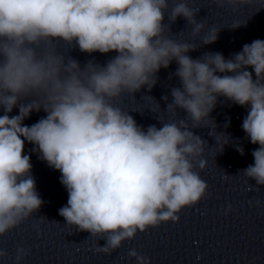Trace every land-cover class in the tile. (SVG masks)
<instances>
[{
    "label": "clouds",
    "instance_id": "1",
    "mask_svg": "<svg viewBox=\"0 0 264 264\" xmlns=\"http://www.w3.org/2000/svg\"><path fill=\"white\" fill-rule=\"evenodd\" d=\"M225 2L236 6L243 0ZM168 8V0H0V236L43 204L25 141L61 173L68 200L59 215L77 231L104 239L99 252L111 253L138 231L177 221L182 209L205 197L208 185L190 159L202 154L204 141L187 121L145 129L114 103L125 93L151 91L157 73L172 61L181 87L171 90L167 111L184 110L191 127L209 120L221 96L250 106L242 129L259 147L243 174L264 185V40L243 45L231 59L222 53L193 59L188 53L195 47L165 35ZM196 14L188 0H178L168 20L183 17L199 35L204 24ZM218 32L211 29L203 43L215 42ZM53 39L75 42L82 52L117 55L103 66L90 61L81 69L54 51L37 52ZM17 107L18 114L9 115ZM41 110L46 115L36 123H23ZM236 150L244 154L243 147ZM25 255L17 248V264ZM129 256L150 264L134 249Z\"/></svg>",
    "mask_w": 264,
    "mask_h": 264
}]
</instances>
